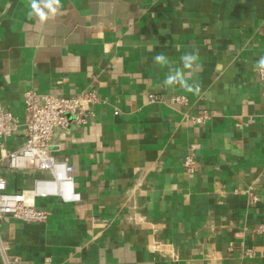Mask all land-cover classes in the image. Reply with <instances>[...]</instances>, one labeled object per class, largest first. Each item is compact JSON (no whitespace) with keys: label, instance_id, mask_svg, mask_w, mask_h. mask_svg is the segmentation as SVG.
Wrapping results in <instances>:
<instances>
[{"label":"crops","instance_id":"0c3cea01","mask_svg":"<svg viewBox=\"0 0 264 264\" xmlns=\"http://www.w3.org/2000/svg\"><path fill=\"white\" fill-rule=\"evenodd\" d=\"M48 4L0 0V104L24 121L28 91L94 90L104 103L54 136L80 202L38 199L44 222H2L11 254L20 264H264V0ZM0 175L9 192L38 176Z\"/></svg>","mask_w":264,"mask_h":264},{"label":"built area","instance_id":"2783aa9c","mask_svg":"<svg viewBox=\"0 0 264 264\" xmlns=\"http://www.w3.org/2000/svg\"><path fill=\"white\" fill-rule=\"evenodd\" d=\"M257 76L264 87V68L258 67ZM149 99L156 101L152 95ZM103 103L94 90L67 97L38 96L28 91L23 95L24 121L0 104V170L38 174L32 179L30 188L18 192L7 191V180L0 175V224L6 220L44 222L48 213L36 206L38 199L57 198L65 204L80 202V195L74 186L73 168L66 157L57 154L59 148L54 144V136L56 131L68 133L71 124H87L94 115V108ZM185 103L184 96L171 98V104ZM201 121L200 116L193 118L196 124ZM10 141H19L20 146L2 154ZM196 147L191 146V151ZM194 160L193 152L184 158L182 166L186 172H194ZM258 232H264V224ZM0 262L20 264L19 258L11 254L1 236Z\"/></svg>","mask_w":264,"mask_h":264},{"label":"clouds","instance_id":"9594fccd","mask_svg":"<svg viewBox=\"0 0 264 264\" xmlns=\"http://www.w3.org/2000/svg\"><path fill=\"white\" fill-rule=\"evenodd\" d=\"M59 2L60 0H49V4L47 5V7L50 9V11H52L53 13H55L57 11V7L59 6ZM55 5V7L53 6ZM32 8L33 10L37 11L39 13V16L41 18V20L45 19L46 18V14L44 12H40L37 7H36V4L35 3H32ZM29 15H31V13H29ZM188 58L189 60L191 61H195L197 59L196 55L195 54H188ZM164 57L163 55H158L156 57V60L159 62L161 60H163ZM259 66L261 68H264V57H261L259 62H258ZM186 67H190L191 65L190 64H186L185 65Z\"/></svg>","mask_w":264,"mask_h":264},{"label":"rangeland","instance_id":"374dc122","mask_svg":"<svg viewBox=\"0 0 264 264\" xmlns=\"http://www.w3.org/2000/svg\"><path fill=\"white\" fill-rule=\"evenodd\" d=\"M20 174H22V175H28L27 173H20Z\"/></svg>","mask_w":264,"mask_h":264}]
</instances>
